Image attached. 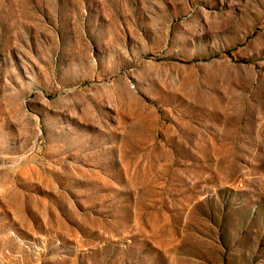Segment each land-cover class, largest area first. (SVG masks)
I'll return each instance as SVG.
<instances>
[{"label": "rangeland", "instance_id": "1", "mask_svg": "<svg viewBox=\"0 0 264 264\" xmlns=\"http://www.w3.org/2000/svg\"><path fill=\"white\" fill-rule=\"evenodd\" d=\"M0 264H264V0H0Z\"/></svg>", "mask_w": 264, "mask_h": 264}]
</instances>
